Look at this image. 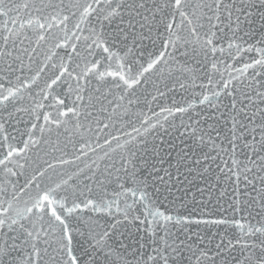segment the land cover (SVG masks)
I'll return each mask as SVG.
<instances>
[{
	"label": "snow or ice",
	"instance_id": "1",
	"mask_svg": "<svg viewBox=\"0 0 264 264\" xmlns=\"http://www.w3.org/2000/svg\"><path fill=\"white\" fill-rule=\"evenodd\" d=\"M0 264H264V0H0Z\"/></svg>",
	"mask_w": 264,
	"mask_h": 264
}]
</instances>
